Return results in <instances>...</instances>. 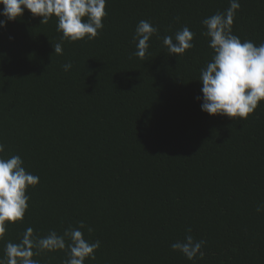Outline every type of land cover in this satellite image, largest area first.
Returning <instances> with one entry per match:
<instances>
[{
	"label": "trees",
	"instance_id": "16d2710c",
	"mask_svg": "<svg viewBox=\"0 0 264 264\" xmlns=\"http://www.w3.org/2000/svg\"><path fill=\"white\" fill-rule=\"evenodd\" d=\"M239 2L232 33L264 43V0ZM228 7L106 0L103 29L75 42L62 39L55 16L41 24L29 10L0 27V155L21 156L39 177L23 220L6 224L0 259L27 227L63 235L83 221L94 230L85 237L101 242L85 264H264V101L243 121L207 114L197 99L213 55L202 20ZM140 20L159 29L143 59L132 55ZM184 26L194 47L170 56L162 38ZM188 228L206 241L202 259L170 247Z\"/></svg>",
	"mask_w": 264,
	"mask_h": 264
},
{
	"label": "clouds",
	"instance_id": "9594fccd",
	"mask_svg": "<svg viewBox=\"0 0 264 264\" xmlns=\"http://www.w3.org/2000/svg\"><path fill=\"white\" fill-rule=\"evenodd\" d=\"M0 27H6L8 21L20 18L25 10L34 17H41V24H47L55 16L57 31L63 40L72 42L94 39L103 29L106 17V0H0ZM239 0H229V7L202 20V35L208 38V46L213 50L211 60L201 69L199 81L202 84L201 109L210 115H223L246 121L258 105L264 101V43L256 45L251 40L241 39L232 33L236 12L240 9ZM179 21V17L176 18ZM159 29L147 20H140L136 26L133 40L136 50L132 55L143 59L150 47L149 41ZM195 33L187 26L165 35L163 45L170 56H179L194 47ZM54 54L62 55L63 46L52 44ZM65 72L71 70V62L62 65ZM5 146L0 143V154ZM39 183V177L28 172L19 155H0V237L6 231L7 223L23 220L29 208V187ZM264 212V202L256 207ZM87 227L89 233L94 230L78 222L77 227L69 226L63 235L51 230L47 235L38 237L34 229L27 227L19 242H7L4 258L0 264H39L34 256L41 252L67 250L64 264H85L89 258L95 259V251L101 242L87 239L82 231ZM186 230L183 239L176 240L170 247L182 253L188 260L204 256L202 251L206 241L197 240ZM67 238V239H66Z\"/></svg>",
	"mask_w": 264,
	"mask_h": 264
}]
</instances>
